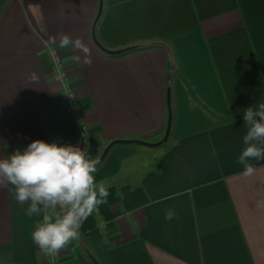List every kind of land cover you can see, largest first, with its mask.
<instances>
[{"label": "crops", "instance_id": "1", "mask_svg": "<svg viewBox=\"0 0 264 264\" xmlns=\"http://www.w3.org/2000/svg\"><path fill=\"white\" fill-rule=\"evenodd\" d=\"M103 1L96 34L101 0H0V158L37 139L87 147L95 160L115 140L156 139L171 90L169 140L110 151L95 173L107 203L61 264H94L89 254L99 264H264V159L250 161V176L237 163L244 110L264 103V0ZM94 34L112 48L164 50L113 59ZM47 45L62 55L85 136ZM26 208L0 187V264H49L31 239L42 215Z\"/></svg>", "mask_w": 264, "mask_h": 264}, {"label": "clouds", "instance_id": "2", "mask_svg": "<svg viewBox=\"0 0 264 264\" xmlns=\"http://www.w3.org/2000/svg\"><path fill=\"white\" fill-rule=\"evenodd\" d=\"M243 119L245 147L237 163L250 176L256 170L250 161L264 159V103L245 109ZM98 163L89 157L87 147L40 139L0 158V187L11 186L16 203L27 205V215H42L31 239L44 255H58L79 240L83 223L107 203L109 191L95 177ZM173 218L169 209L165 219Z\"/></svg>", "mask_w": 264, "mask_h": 264}, {"label": "built area", "instance_id": "3", "mask_svg": "<svg viewBox=\"0 0 264 264\" xmlns=\"http://www.w3.org/2000/svg\"><path fill=\"white\" fill-rule=\"evenodd\" d=\"M51 61L55 81L61 87V94L68 114L75 123V126L82 136L86 134V126L82 120V114L76 103V95L63 65L61 53L53 46L47 45L45 49ZM49 264H61L60 253L55 256L48 255Z\"/></svg>", "mask_w": 264, "mask_h": 264}, {"label": "water", "instance_id": "4", "mask_svg": "<svg viewBox=\"0 0 264 264\" xmlns=\"http://www.w3.org/2000/svg\"><path fill=\"white\" fill-rule=\"evenodd\" d=\"M103 6H104V1L101 0L100 11H99L96 23L98 22V20L100 19L101 15L103 13ZM96 23L94 25V30H95V27H96ZM94 41H95L96 45L104 53H106L108 55H113V56L114 55H120L123 52V50H107V49H105L98 42L95 34H94ZM126 50H130V48H128ZM167 108H168V122H167V128H166L165 136H164L162 141L153 143V142H148V141H144V140H140V139H119V140H115V141L111 142L104 149L102 155L98 159L99 163L97 165V169L104 163V161L108 157L110 151L117 145H137V146H143V147H149V148H157V147L162 146L164 143H166L169 140V138H170V134H171V131H172V126H173V108H172V96H171V90L170 89L167 92ZM89 257L93 261L94 264H99V262L92 255L89 254Z\"/></svg>", "mask_w": 264, "mask_h": 264}, {"label": "trees", "instance_id": "5", "mask_svg": "<svg viewBox=\"0 0 264 264\" xmlns=\"http://www.w3.org/2000/svg\"><path fill=\"white\" fill-rule=\"evenodd\" d=\"M102 16H103V15H101L100 19H99L98 22L96 23V27H95L96 34H97V29H98L99 25L101 24ZM97 40H98V42H99V43H100L105 49H107V50H122V49L125 50V51L122 52L120 55H114V56H113V55H108V54H107L108 57L113 58V59L122 58V57L128 56V55H130V54H133V53H135V52H137V51H145V50H152V49H163V50H164V48H163L162 46L157 45V44H152V45L142 46V47H140V46H134V44H130V45H128V46L125 45V46H122V47L112 48V47H108V46L104 45V44H103L98 38H97ZM128 48H130V50H126V49H128ZM165 51H166V50H165ZM175 118H176V114H175V111H174V114H173V123H174V121H175ZM172 132H173V129H172V131H171V134H172ZM164 136H165V133L162 134L161 136H159L158 138L153 139V140H148V139L140 138V137H130V138H131V139H140V140H144V141H148V142H153V143H155V142L162 141L163 138H164ZM131 146H134V145H131ZM104 149H105V148H104ZM104 149H102V150L100 151V153L98 154L96 160H98V159L100 158V156L102 155Z\"/></svg>", "mask_w": 264, "mask_h": 264}, {"label": "rangeland", "instance_id": "6", "mask_svg": "<svg viewBox=\"0 0 264 264\" xmlns=\"http://www.w3.org/2000/svg\"><path fill=\"white\" fill-rule=\"evenodd\" d=\"M168 92V90L166 91V93Z\"/></svg>", "mask_w": 264, "mask_h": 264}]
</instances>
